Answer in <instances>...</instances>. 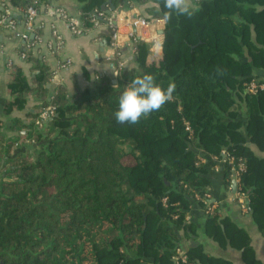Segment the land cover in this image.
<instances>
[{
  "label": "trees",
  "instance_id": "trees-1",
  "mask_svg": "<svg viewBox=\"0 0 264 264\" xmlns=\"http://www.w3.org/2000/svg\"><path fill=\"white\" fill-rule=\"evenodd\" d=\"M75 1L84 30L94 27L95 10L109 4ZM110 1L116 11L123 6ZM126 3H152L145 18L165 21L164 41L156 59L150 44L135 42V66L120 70L115 84L102 79L94 92L76 88L71 99L64 84L51 83L44 55L27 52L29 78L10 65L3 115L25 110L29 96L38 104L11 121L12 136L0 118V264H170L177 249L190 264H229L201 246L180 244L197 236L186 216L193 204L205 210L209 194L207 167L198 158L212 167L222 151L245 160L239 191L264 237V157L248 146L264 151V87L246 90L251 81L264 85L256 73H264V0H200L193 17L170 19L164 0ZM143 74L164 88L174 82L173 99L135 125L117 123L120 95ZM49 107L55 116L39 127ZM220 172L229 188L230 166ZM206 216L209 238L242 251L245 264H260L244 230L216 209Z\"/></svg>",
  "mask_w": 264,
  "mask_h": 264
},
{
  "label": "crops",
  "instance_id": "crops-1",
  "mask_svg": "<svg viewBox=\"0 0 264 264\" xmlns=\"http://www.w3.org/2000/svg\"><path fill=\"white\" fill-rule=\"evenodd\" d=\"M54 6L64 7L70 14H79V5L75 0H53ZM127 0H123V6L116 11L111 1L106 4L108 8L113 7L117 13L125 16L149 17L146 9L152 6V3L143 6H129ZM10 17L16 22L15 33L21 32V13L19 9L12 7ZM159 20V19H158ZM161 22V21H160ZM161 30H165V21L157 24ZM35 29L41 31L39 35L35 34L31 52L33 56L44 55L50 71L55 73L52 84L61 83L68 89L69 97L72 99L76 88L79 90L95 91L101 86L102 79L116 80L114 64L110 58V35L105 22L93 28H86L81 35H73L66 22L54 18L50 19L43 14L37 18ZM164 32V31H163ZM55 34L63 43V49L55 54H49L47 45L51 42ZM23 41L10 32L7 28L0 26V118L5 122V131L8 135L13 134L9 131L11 121L15 118L25 119L26 112L35 108L38 102L34 97L29 96L26 100V108L23 111L13 112L9 116H4L2 105L5 100L10 99L7 91V84L10 80V65L15 64L22 67L25 75L29 78L31 75V65L21 58ZM150 58L156 59L162 54V46H151ZM68 61V67L58 68L59 64ZM135 62L132 54H126V67L132 68ZM259 75L264 73L258 71ZM115 84V83H113ZM244 106V105H243ZM250 149L258 157H264V151L261 152L251 143ZM200 158V157H199ZM198 158V159H199ZM207 167V177L210 180L209 195L211 202L217 212L228 218L238 228L244 230L250 237V245L253 248L254 256L260 264H264V237L258 231L255 223L252 221L248 212L241 211L235 200V193L232 190V183L229 188L225 187L222 172L217 170L216 165L210 167L208 161L199 163ZM207 216L201 206L193 204L190 208L186 221L192 222L197 231V236L191 239L181 238L180 244L184 250L195 246H201L203 252L215 258H221L229 264H245L242 259V251L236 250L230 246L221 247L216 241L212 240L205 233V224Z\"/></svg>",
  "mask_w": 264,
  "mask_h": 264
},
{
  "label": "built area",
  "instance_id": "built-area-1",
  "mask_svg": "<svg viewBox=\"0 0 264 264\" xmlns=\"http://www.w3.org/2000/svg\"><path fill=\"white\" fill-rule=\"evenodd\" d=\"M53 0L46 3L43 0H29V5L25 9H19L22 19H21V32H16L17 28L16 22L10 17V10L12 6L9 4L8 0H0V26L7 28L10 32L16 34L21 41H23V50L21 52V58L23 60L27 57V52L32 49L33 41L35 39L31 38L34 33L37 18L40 14L45 15L50 19L58 18L66 22L69 26L73 35H81L84 33L83 23L80 19V13L78 15L70 14L64 7L54 6ZM200 0H198L199 2ZM94 26H99L102 22H105L107 30L110 35V58L111 60L116 58L117 65H114L115 73L126 67V54L133 53L134 43L138 40L150 44L151 46H162L164 41V30H161L157 24L164 22V20L158 19H147L142 16H125L122 13H117L112 11L109 15L105 12L95 10L94 13ZM161 21V22H160ZM63 49L62 41L53 34L51 42L47 45V51L49 54H55ZM68 61L59 64L58 68L65 69L68 67ZM55 71L52 73L53 78L51 83H53L55 78ZM264 85H258L255 81H251L246 90L250 93L257 92L258 89H262ZM55 116V108L49 107L43 110L40 114L36 124L41 127L42 123L49 121ZM216 161V169L218 170L222 165L228 164L230 166V178L232 182L237 185V191L235 193V200L240 207L241 211L246 213L247 210V196L245 193L239 191L240 177L245 173L247 167L245 160L243 158H235L229 155L225 151H222V158H214ZM208 161L204 156L199 158V163H206ZM198 165V163H197ZM199 199V197H197ZM205 204V214H212L215 210L211 202V197L206 194L202 198ZM170 264H190L187 256L180 251L176 250L175 256L172 258Z\"/></svg>",
  "mask_w": 264,
  "mask_h": 264
},
{
  "label": "clouds",
  "instance_id": "clouds-1",
  "mask_svg": "<svg viewBox=\"0 0 264 264\" xmlns=\"http://www.w3.org/2000/svg\"><path fill=\"white\" fill-rule=\"evenodd\" d=\"M164 7L168 10L166 17L169 19L173 13L191 18L200 11L198 0H164ZM175 90L174 82L164 88L156 83L152 74L136 76L119 97V108L114 113L117 123L135 125L141 118L147 119L151 113L159 111L173 99Z\"/></svg>",
  "mask_w": 264,
  "mask_h": 264
},
{
  "label": "water",
  "instance_id": "water-1",
  "mask_svg": "<svg viewBox=\"0 0 264 264\" xmlns=\"http://www.w3.org/2000/svg\"><path fill=\"white\" fill-rule=\"evenodd\" d=\"M102 11L105 12L106 15H109L112 11H114V8H108L106 5L102 7ZM35 36V34L33 33L31 35V38L33 39ZM113 83H116V80H113ZM232 190L234 193H236L237 191V185L235 184V182H232Z\"/></svg>",
  "mask_w": 264,
  "mask_h": 264
}]
</instances>
